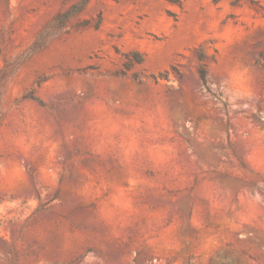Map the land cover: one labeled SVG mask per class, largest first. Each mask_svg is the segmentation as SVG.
<instances>
[{
    "label": "rangeland",
    "instance_id": "rangeland-1",
    "mask_svg": "<svg viewBox=\"0 0 264 264\" xmlns=\"http://www.w3.org/2000/svg\"><path fill=\"white\" fill-rule=\"evenodd\" d=\"M0 264H264V0H0Z\"/></svg>",
    "mask_w": 264,
    "mask_h": 264
},
{
    "label": "trees",
    "instance_id": "trees-1",
    "mask_svg": "<svg viewBox=\"0 0 264 264\" xmlns=\"http://www.w3.org/2000/svg\"><path fill=\"white\" fill-rule=\"evenodd\" d=\"M200 76L204 84H207V70L205 67H202L200 70Z\"/></svg>",
    "mask_w": 264,
    "mask_h": 264
}]
</instances>
